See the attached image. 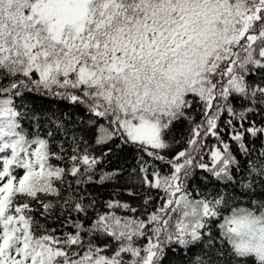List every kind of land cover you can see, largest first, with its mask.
I'll return each instance as SVG.
<instances>
[{
	"label": "snow or ice",
	"instance_id": "1",
	"mask_svg": "<svg viewBox=\"0 0 264 264\" xmlns=\"http://www.w3.org/2000/svg\"><path fill=\"white\" fill-rule=\"evenodd\" d=\"M0 264H264V0H0Z\"/></svg>",
	"mask_w": 264,
	"mask_h": 264
}]
</instances>
